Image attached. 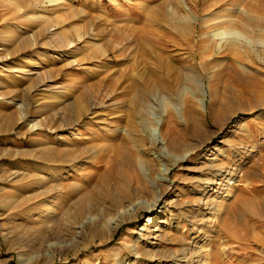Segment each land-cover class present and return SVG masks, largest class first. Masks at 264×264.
I'll list each match as a JSON object with an SVG mask.
<instances>
[{"label": "rangeland", "instance_id": "obj_1", "mask_svg": "<svg viewBox=\"0 0 264 264\" xmlns=\"http://www.w3.org/2000/svg\"><path fill=\"white\" fill-rule=\"evenodd\" d=\"M139 42L166 43L157 53L177 58L183 83L136 96L133 83L145 87L154 69ZM66 111L81 132L57 128ZM10 115L23 118L11 133ZM67 140L85 150L90 164L80 168L92 184L103 173L94 149L111 180V151L131 154L138 171L123 173L145 181L148 199L111 215L98 205L72 233L51 234L52 204L29 153ZM147 250L155 259H140ZM171 256L264 264V0H0V264H174Z\"/></svg>", "mask_w": 264, "mask_h": 264}, {"label": "bare ground", "instance_id": "obj_2", "mask_svg": "<svg viewBox=\"0 0 264 264\" xmlns=\"http://www.w3.org/2000/svg\"><path fill=\"white\" fill-rule=\"evenodd\" d=\"M146 35H150V30H147ZM172 39L174 40V43L172 44L178 45L175 39ZM183 42V44H186L188 48H191L190 41L185 40ZM158 46L166 47V43H137L139 52H142L143 54L142 61L146 64L147 67H154L151 72L147 73L148 76L145 80V87H136V83H133L132 87L130 86L133 93L138 97L141 92L144 93L146 90H148L149 92L151 89L153 90L156 88L169 92L183 83V68L178 65L179 61H176L177 58L172 55H167L168 52L167 54L165 52H162L166 55L161 54V52L158 54L156 50ZM230 51H234V56L244 61L245 53L243 54V52L239 49H233V51L230 49ZM248 57L251 58V55L249 54ZM152 58L154 59V61L150 62V59ZM251 60L253 59L251 58ZM139 88L142 89L140 90ZM82 110L83 106L81 104L78 105L77 113L80 116L81 120L85 119L83 118L84 113L82 112ZM56 118L57 120L59 119V127L57 128L77 130L81 132L82 129H78L80 127V120L74 121V113L72 111H66L64 112V115H60L59 117L56 116ZM22 120L23 118L17 120L14 115H10L6 117L4 127H9V133H11L15 129L16 125H18ZM193 122L196 121L193 119ZM128 127L130 130L131 128H134L131 121L128 124ZM127 137L129 138V136ZM122 138H124V136ZM128 138H124L123 141H125L127 144H131V142H129L130 139ZM78 144V140H67L61 143V145L63 146L58 144L59 146L55 147L49 143L46 147H44L43 151L40 154L33 155V153H29V155H31L33 159L32 166L36 169V174L33 177H38V181H41V185H43L44 189V195H49L47 203L52 204L44 217V221H46L44 222V225H47L48 231L51 234H53L54 231L59 232L62 230H64L66 234L72 233L73 230H76L79 221L78 219H80V217H87L88 214L94 213L98 205L105 206L106 215H111L120 207L125 210L130 205L132 206L133 203L135 204V206L140 205V203H143L141 201L148 199L147 194L144 193V191L147 192L145 190V181L143 180V182L140 178L135 181L134 179L129 178L130 175L123 173V170L125 168H127L131 172L134 171L137 173L138 171V164L131 154L124 155L122 154V151L120 149H115L111 151V154L109 153L113 157V163H111L110 165L111 169L113 170L116 168L119 174L117 180H111L110 178L106 177L110 173L108 171V168H110L109 163L96 160V157L99 156V152L93 148L94 150H92L94 151V154L91 157V159H93V163H91V165H97L95 168V172L100 171L103 173L102 176H100V179L92 184L89 177L93 173L85 175L86 173H84L80 168L85 164H90V162L84 161V158L86 156L85 150L79 148ZM95 147L98 149V146ZM191 153L193 154V152H189L185 157L192 155ZM219 172L222 173L221 170ZM18 174L19 173H17V176ZM78 175L80 178H82L81 181H78ZM113 180L114 183L112 182ZM35 183L37 182L35 181ZM70 190L76 192V194L71 198L68 196V191L70 192ZM165 194V192L161 193L162 196ZM59 197L61 198L59 199ZM142 209L143 206L140 208V210ZM118 211L120 215L125 213V211L122 210ZM97 220L99 219H96V221ZM109 224H107L106 226V228L110 230L109 232H113V229L118 230L121 226L120 223H116L113 227L110 228ZM149 257L155 259L149 254L148 250L141 252L140 259L144 260ZM172 258L174 259L173 256H171L169 259L171 260ZM180 259H174L172 262H174V264H179L182 262ZM139 264H142L141 261Z\"/></svg>", "mask_w": 264, "mask_h": 264}]
</instances>
